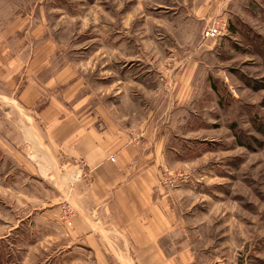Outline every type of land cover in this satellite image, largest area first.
Segmentation results:
<instances>
[{"label": "rangeland", "instance_id": "1", "mask_svg": "<svg viewBox=\"0 0 264 264\" xmlns=\"http://www.w3.org/2000/svg\"><path fill=\"white\" fill-rule=\"evenodd\" d=\"M218 1L0 0V8L9 26H38L39 41L54 47L51 70L70 65L88 92L159 140L176 231L167 251L189 264H264V0H228L213 17ZM217 20L234 31L204 40ZM15 172L0 152V264H70L62 236L48 242L35 219L41 208L30 196L16 202ZM61 205L57 221L70 228ZM74 256L71 264H84Z\"/></svg>", "mask_w": 264, "mask_h": 264}, {"label": "crops", "instance_id": "2", "mask_svg": "<svg viewBox=\"0 0 264 264\" xmlns=\"http://www.w3.org/2000/svg\"><path fill=\"white\" fill-rule=\"evenodd\" d=\"M5 16L0 8V152L21 177L16 202L30 196L41 208L35 219L48 242L62 236L70 264L74 255L84 264H189L181 250L167 251L176 231L159 140L88 92L70 65L51 70L54 47L39 41L38 26H9ZM65 201L76 211L70 228L57 221Z\"/></svg>", "mask_w": 264, "mask_h": 264}, {"label": "built area", "instance_id": "3", "mask_svg": "<svg viewBox=\"0 0 264 264\" xmlns=\"http://www.w3.org/2000/svg\"><path fill=\"white\" fill-rule=\"evenodd\" d=\"M220 21H214L210 26H207L203 32L202 38L204 40L219 39L226 35L228 26L225 24V22L220 23ZM110 161L113 162L114 159L110 158ZM66 203L67 202L61 205L60 217L67 226H71V220L74 218L76 211L73 210L70 204Z\"/></svg>", "mask_w": 264, "mask_h": 264}, {"label": "trees", "instance_id": "4", "mask_svg": "<svg viewBox=\"0 0 264 264\" xmlns=\"http://www.w3.org/2000/svg\"><path fill=\"white\" fill-rule=\"evenodd\" d=\"M228 30H230V32L234 31V29L232 27L229 28V26H228Z\"/></svg>", "mask_w": 264, "mask_h": 264}]
</instances>
